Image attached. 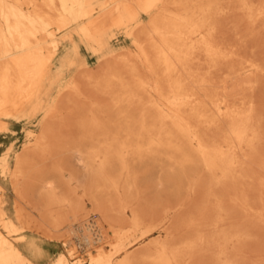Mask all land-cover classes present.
<instances>
[{
	"label": "bare ground",
	"instance_id": "1",
	"mask_svg": "<svg viewBox=\"0 0 264 264\" xmlns=\"http://www.w3.org/2000/svg\"><path fill=\"white\" fill-rule=\"evenodd\" d=\"M121 29L143 38L156 86L132 57L110 51ZM78 40L101 54L96 73ZM38 115L15 167L12 145L0 160L19 198L25 187L35 196L37 216L22 205L9 218L0 184V264H264L261 244L251 247L264 228V0H0V128ZM72 158L83 196L63 177ZM137 162L160 165L191 201L161 215L141 205ZM155 223L166 233L161 250L127 248L125 225ZM25 241L39 245V260Z\"/></svg>",
	"mask_w": 264,
	"mask_h": 264
},
{
	"label": "rangeland",
	"instance_id": "2",
	"mask_svg": "<svg viewBox=\"0 0 264 264\" xmlns=\"http://www.w3.org/2000/svg\"><path fill=\"white\" fill-rule=\"evenodd\" d=\"M105 1V0H104ZM151 19V15L149 13H142L141 15V20L144 23H148ZM79 41V40H78ZM143 41L142 37L135 38L133 36L128 35L125 29H121L118 31L117 36L112 40L111 42V49L110 51L114 54H122L126 53L130 57H132L136 62L137 66L140 72L141 76H145L150 79L151 83L156 86L158 83V75L151 71L146 64L143 56L140 53V49L138 47V44ZM80 44V51L83 59L86 61V65L88 69L90 70L91 73H96L100 67L101 63L103 61L101 54H94L82 41H79ZM83 45V46H81ZM64 52L63 48L60 49V52ZM257 55H260L259 52ZM111 54V53H110ZM78 73L76 68H73L68 72V76H72ZM94 93V92H93ZM103 97V96H102ZM105 99V98H102ZM76 117L74 115H69V117ZM41 116L38 115L36 117L31 118L30 120H22V121H15V120H10L9 121V130H4L0 128V160L3 154L7 151L9 146H13V151L11 152V155L9 157V163L11 167H15V152H21L24 148L25 145H31L34 143L36 136L31 133V131H37L36 133L39 132L40 129V120ZM65 133H69L71 130L64 129L63 130ZM69 156L68 158H70ZM2 161V160H1ZM0 161V162H1ZM68 166H71L74 168L72 173L65 171L64 172V179L67 178H72V180L75 182L72 186L74 187V193L78 196H83V188L75 186L78 182L79 179H82V171L79 169V166L77 164V161H75L73 158L67 161H64ZM129 162V161H128ZM47 165L49 166L51 164V160L46 161ZM132 163V162H131ZM135 169L138 171V175H135V180L137 182V187L138 189L141 190V195L139 202L141 205L153 207L155 210V213L157 215H161L162 213V208L163 205H171V206H176L179 202L181 201H188L190 202V199H187L188 192L185 188L178 189L176 188L177 185L176 181L168 178V173H166L164 170H161L160 165H152V164H144V163H139L137 162L135 165ZM2 166L0 165V184L2 185V193H3V199H4V205H6L8 209V216L9 218H13L17 220L16 216V211L19 207L23 205V207H27L24 209L25 214H31L34 222L37 220L36 210L34 209L31 205L35 203V196H32V194H29V188L25 187L24 193L27 199H31L30 202H26V198L22 200V198H19V193L17 190L14 188L12 179H11V172L8 171L6 174H4L1 170ZM120 173V172H119ZM73 176V177H72ZM127 177V172L124 171L123 174L120 176L119 182L121 185V192L123 193V187H124V181L126 180ZM162 179L163 184H158V180ZM28 195V196H27ZM31 196V197H30ZM187 199V200H186ZM199 198H196L191 202L189 205H196V202L199 201ZM21 203V204H20ZM29 205H28V204ZM86 203L88 205V208L90 209V219L95 220L99 215L93 210L92 204L89 202L88 198H86ZM162 204V205H161ZM31 206V207H30ZM18 207V208H17ZM29 210V211H28ZM31 210V212H30ZM126 212L124 211L123 215L127 220H131L132 218V213L130 212V207L125 209ZM129 210V212H127ZM36 219V220H35ZM106 227L108 228L110 233H113L112 229L109 228V225L106 223ZM152 229L150 233L146 234V236L142 237V233ZM146 227L145 225H138L137 227H132V224H127L124 226L123 231H128L126 238L124 239V243H126L127 248L129 250H133L135 248H142L146 247L150 252H155L158 250H161V241L165 236V230L158 226L156 223L152 227ZM257 230V229H256ZM260 238L259 243L258 238L253 240V247L252 249L257 252L259 249L264 252V228H260ZM25 234L26 239L31 238V240H37V235L35 231H30L27 229H23L20 231L19 234ZM74 241L77 243V245L81 248L82 240L76 236L73 235ZM25 239V240H26ZM32 241V242H33ZM29 242V241H28ZM25 244V249L34 255L36 259H40L36 251V247H39V245L32 244L30 242L29 244ZM258 243L257 245L254 244ZM36 243V242H33ZM263 243V244H262ZM43 244V243H42ZM43 247L42 253L46 254L51 253L52 256H54L56 252V248L52 246H47ZM261 244V245H260ZM256 245V246H255ZM260 245V246H258ZM45 246V245H44ZM258 246V248H257ZM107 250L110 249V246L106 247ZM84 252V251H83ZM254 252V253H255ZM86 254V252H84ZM45 257V256H44ZM39 264H48V261L46 259L42 262L39 260Z\"/></svg>",
	"mask_w": 264,
	"mask_h": 264
}]
</instances>
